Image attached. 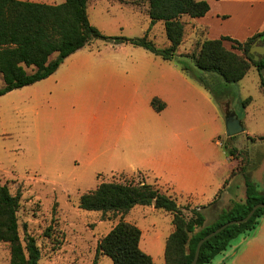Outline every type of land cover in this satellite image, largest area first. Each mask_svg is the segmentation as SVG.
Masks as SVG:
<instances>
[{
  "label": "rangeland",
  "instance_id": "obj_1",
  "mask_svg": "<svg viewBox=\"0 0 264 264\" xmlns=\"http://www.w3.org/2000/svg\"><path fill=\"white\" fill-rule=\"evenodd\" d=\"M144 1L90 0L91 23L110 37L143 38L151 19L146 8L134 5ZM149 35L159 49L169 46L163 22ZM204 35L199 30L194 37L188 27L180 55ZM179 60L96 40L48 79L0 97V187L21 194L20 236L23 242L26 234L37 240L39 264H113L98 253V244L121 217L80 209L81 196L102 183H147L181 200L177 190L185 163H207L221 176L230 146L244 154L240 163L250 175L261 155L264 165V143L257 139L264 136L259 71L253 68L241 82L227 83L189 59H182L189 66L185 72ZM4 85L0 74V89ZM157 96L168 105L162 116L150 104ZM230 113L245 128L233 138L226 133ZM248 136L256 138L254 144ZM124 221L141 229V249L154 264H165L172 215L138 206ZM214 222L210 217L208 223ZM10 261V247L0 243V264Z\"/></svg>",
  "mask_w": 264,
  "mask_h": 264
},
{
  "label": "trees",
  "instance_id": "obj_2",
  "mask_svg": "<svg viewBox=\"0 0 264 264\" xmlns=\"http://www.w3.org/2000/svg\"><path fill=\"white\" fill-rule=\"evenodd\" d=\"M144 3L148 6L151 28L159 22L165 24L170 42L165 49H159L148 34L139 39L105 35L90 21L89 0H65L60 5L0 0V74L5 83L0 89V97L48 79L67 58L96 40L116 45L131 44L166 61L179 58L185 72H189V66L182 59H189L198 69L216 73L227 83L241 82L256 68L264 94L261 74L264 56L256 62V56L250 53L259 38L264 44V32L245 42L230 37L197 40L193 50L183 56L179 51L189 25L184 17H205L210 11L209 3L199 0H145ZM226 42L230 47L225 45ZM152 106L158 112L166 107L159 99H154ZM257 139L264 141V136ZM226 151L229 156L244 162V154L236 147L226 146ZM247 170L245 164H240L233 172V176L236 172L244 176L246 199L234 202L212 225L206 223L204 208L179 206L175 198L147 183H102L96 190L81 196L80 209L121 217L120 223L98 244V253L112 259L113 264H154L152 256L141 249V229L124 218L138 206H154L156 210L169 213L173 217L174 230L166 242L165 264H192L202 239L231 221L246 218L256 205L264 203V192ZM21 198L20 193H11L7 185L0 187V243L10 247V264H39L42 251L37 240L26 234L23 242L20 236ZM186 211L191 215L187 216ZM262 219L264 208L257 210L246 224L230 226L208 240L202 246L197 264L212 263L233 240L254 231Z\"/></svg>",
  "mask_w": 264,
  "mask_h": 264
},
{
  "label": "crops",
  "instance_id": "obj_3",
  "mask_svg": "<svg viewBox=\"0 0 264 264\" xmlns=\"http://www.w3.org/2000/svg\"><path fill=\"white\" fill-rule=\"evenodd\" d=\"M199 1H206L209 3V13L205 17L197 19L191 18L186 20V17H184V20L189 24L188 27L193 31L194 37H196L199 30H203L205 31V35L202 39L203 41L220 40L223 37H230L233 40L245 42L255 35L264 32V0ZM137 5L134 6L138 7V9L146 8V12L149 15L148 6L144 2L141 3V5ZM154 27L151 28L150 26L148 29L147 34L149 38V34ZM185 42L186 38L184 43ZM262 44L263 43L260 41L259 45ZM225 45L230 47V43L228 42H226ZM154 99H159L166 105L163 111L158 112L154 109L152 106V101ZM154 99L150 102L151 107L158 116H162L168 105L160 96ZM252 138L253 137L248 136V139L253 143L255 141ZM259 142L264 143V141L261 140H259ZM262 160L263 156L261 155L259 156V168L256 170V173L252 175V178L258 184L259 189L264 192V165H262ZM240 162L241 160L229 156L225 160L223 166L225 172H223L221 176H217L216 168L214 166H208L207 163L201 164L198 162L196 166L191 163H185L181 168L183 177L179 190H177L181 200L173 197L170 193L162 192L175 198L179 206L190 205L191 208H204L203 211L206 216V223H208L212 216L216 221L219 215L224 210L229 209L234 202H243L246 199L244 176L237 172L233 176V172L240 166ZM200 200H203L202 203H200ZM207 225L210 224L208 223ZM210 264H264V219H262L261 223L254 231L243 234L233 240L229 248L218 255Z\"/></svg>",
  "mask_w": 264,
  "mask_h": 264
},
{
  "label": "water",
  "instance_id": "obj_4",
  "mask_svg": "<svg viewBox=\"0 0 264 264\" xmlns=\"http://www.w3.org/2000/svg\"><path fill=\"white\" fill-rule=\"evenodd\" d=\"M260 41H262V38H259V40L254 44V46L252 47L250 51L251 54H254L255 52L257 53L255 57L256 62L260 60V56H264V44L259 45ZM261 74L264 78V69L261 71ZM226 130H227L226 132L227 136L230 138L245 132V128L241 120L234 113H230L226 118ZM261 208H264V203L256 205L246 218L242 220L231 221L223 225L222 227H220L218 230L212 232L211 234L206 236L204 239H202L198 244L195 259L192 262V264H197L199 257H200V252H201V249L204 243H206L208 240L215 237L216 235H218L219 233H221L222 231H224L230 226L246 224L255 215L257 210Z\"/></svg>",
  "mask_w": 264,
  "mask_h": 264
}]
</instances>
